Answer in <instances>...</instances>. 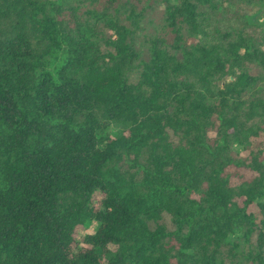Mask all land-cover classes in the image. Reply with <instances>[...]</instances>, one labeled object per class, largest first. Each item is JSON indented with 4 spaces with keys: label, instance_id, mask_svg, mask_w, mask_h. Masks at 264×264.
I'll return each mask as SVG.
<instances>
[{
    "label": "trees",
    "instance_id": "16d2710c",
    "mask_svg": "<svg viewBox=\"0 0 264 264\" xmlns=\"http://www.w3.org/2000/svg\"><path fill=\"white\" fill-rule=\"evenodd\" d=\"M263 5L0 0V264H264Z\"/></svg>",
    "mask_w": 264,
    "mask_h": 264
},
{
    "label": "rangeland",
    "instance_id": "374dc122",
    "mask_svg": "<svg viewBox=\"0 0 264 264\" xmlns=\"http://www.w3.org/2000/svg\"><path fill=\"white\" fill-rule=\"evenodd\" d=\"M258 21L261 22L262 24H264V5L262 7V11L257 15ZM156 24L159 23V20L157 22H155ZM151 30H153V28H151ZM111 129H115L114 126H112ZM96 227V223L95 222H91L89 223V225L86 226V228H84L82 231H90L93 230Z\"/></svg>",
    "mask_w": 264,
    "mask_h": 264
}]
</instances>
